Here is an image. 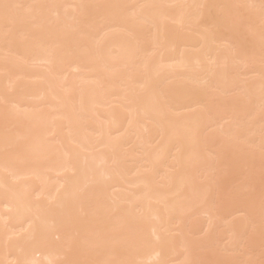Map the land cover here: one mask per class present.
Wrapping results in <instances>:
<instances>
[{
    "label": "bare ground",
    "instance_id": "bare-ground-1",
    "mask_svg": "<svg viewBox=\"0 0 264 264\" xmlns=\"http://www.w3.org/2000/svg\"><path fill=\"white\" fill-rule=\"evenodd\" d=\"M0 264H264V0H0Z\"/></svg>",
    "mask_w": 264,
    "mask_h": 264
}]
</instances>
